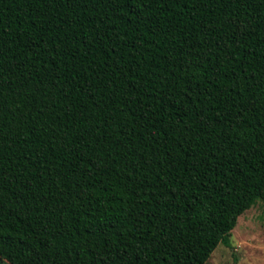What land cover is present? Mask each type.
<instances>
[{
  "label": "trees",
  "instance_id": "16d2710c",
  "mask_svg": "<svg viewBox=\"0 0 264 264\" xmlns=\"http://www.w3.org/2000/svg\"><path fill=\"white\" fill-rule=\"evenodd\" d=\"M264 203V0H0V264H206Z\"/></svg>",
  "mask_w": 264,
  "mask_h": 264
},
{
  "label": "rangeland",
  "instance_id": "374dc122",
  "mask_svg": "<svg viewBox=\"0 0 264 264\" xmlns=\"http://www.w3.org/2000/svg\"><path fill=\"white\" fill-rule=\"evenodd\" d=\"M230 241L232 249L218 245L206 264H264V203L239 217Z\"/></svg>",
  "mask_w": 264,
  "mask_h": 264
}]
</instances>
